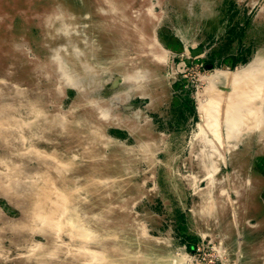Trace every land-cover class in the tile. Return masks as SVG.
<instances>
[{"label":"rangeland","instance_id":"374dc122","mask_svg":"<svg viewBox=\"0 0 264 264\" xmlns=\"http://www.w3.org/2000/svg\"><path fill=\"white\" fill-rule=\"evenodd\" d=\"M258 69L264 0H0V264H264Z\"/></svg>","mask_w":264,"mask_h":264},{"label":"bare ground","instance_id":"6f19581e","mask_svg":"<svg viewBox=\"0 0 264 264\" xmlns=\"http://www.w3.org/2000/svg\"><path fill=\"white\" fill-rule=\"evenodd\" d=\"M255 67L256 64L249 68ZM250 72L233 80L235 99L226 110L224 122L231 131L247 126L251 122L253 129L260 133L254 140L259 145L264 144V72L259 69Z\"/></svg>","mask_w":264,"mask_h":264}]
</instances>
